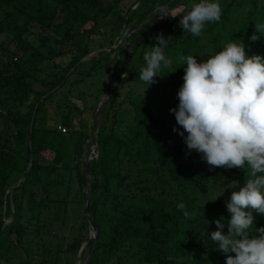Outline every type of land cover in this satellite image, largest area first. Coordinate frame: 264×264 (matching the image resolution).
<instances>
[{
    "label": "trees",
    "instance_id": "16d2710c",
    "mask_svg": "<svg viewBox=\"0 0 264 264\" xmlns=\"http://www.w3.org/2000/svg\"><path fill=\"white\" fill-rule=\"evenodd\" d=\"M219 3L223 9L220 21L208 23L200 36H193L179 26L180 16L191 9L192 0H0V11L12 9L40 22L41 29L53 34L41 35L43 49L53 45L56 51L47 57L21 34L14 39L18 55L7 47L6 59L0 63V121L4 122L0 132V237L17 233L21 241L23 229L15 221L5 227L4 212L10 203L21 211L24 191L32 181L48 194L51 184L72 183L75 175L84 201L90 193L85 226L97 232L96 243L94 238L88 242L91 258L87 264H226V255H235L220 252L208 233L217 230L214 221L223 216L227 234L231 214L226 202L249 174L239 168H210L199 153L189 152L186 144L175 148L171 137L177 124L175 116L172 113L162 119L159 112L163 103H179L177 92L187 67L184 56L192 55L201 62L233 39L243 40L248 55L264 56V35L256 33L255 27L264 24V0ZM179 6L185 11L176 17L151 20L162 9ZM111 22L120 28H133L127 39L132 50L127 64L134 65L122 84L136 81L144 91L121 103L119 92L113 93L109 111L104 112L111 126L101 127L94 139L98 154L82 172L84 147L91 135L74 129L62 134L55 123L48 126L47 103L71 76L91 77L98 68L109 67L113 51L98 61L87 63L85 59L91 54L96 29ZM81 24L92 27L80 33L77 26ZM160 33L168 39L165 53L173 63L171 68L162 69V75L169 74L157 76L146 89L139 80L143 54L151 51L156 44L154 37ZM253 33L259 36L255 42L249 39ZM80 39L85 42L80 44ZM125 56L122 50L123 61ZM58 59L62 61L58 63ZM46 61L57 63L59 71L50 79H36L28 69ZM89 64L91 70L85 73ZM23 107L25 112L20 110ZM66 116L64 113L61 118ZM70 134L75 138L71 143L74 166L66 164V138ZM44 153L53 154V160L45 159ZM22 179L25 181L18 186ZM235 182L238 187L230 188ZM64 202L47 196L40 206ZM181 202L188 218L177 208ZM253 215L251 235L256 234L255 228L264 226V216ZM81 248L82 240L77 238L69 251L78 255Z\"/></svg>",
    "mask_w": 264,
    "mask_h": 264
},
{
    "label": "clouds",
    "instance_id": "9594fccd",
    "mask_svg": "<svg viewBox=\"0 0 264 264\" xmlns=\"http://www.w3.org/2000/svg\"><path fill=\"white\" fill-rule=\"evenodd\" d=\"M222 11L219 0H199L180 16L179 26L183 33L200 36L208 23L220 21ZM255 27L264 35V24ZM256 33L249 37L253 42L259 39ZM154 39L156 44L143 54L145 63L139 72L146 89L157 76L169 74L162 75V69L173 63L165 53L168 39L162 33ZM238 41L227 42L201 62L192 55L183 57L187 67L177 92L179 103L169 111L180 126L173 132L183 137L189 152L199 153L210 168H239L249 174L243 186L235 182L230 187L238 190L226 202L231 214L227 234L221 216L214 221L217 230L208 235L220 252L235 254L226 255V264H264V226L255 228V235L249 232L253 213L264 216V56L248 55L243 40ZM177 208L188 218L183 202Z\"/></svg>",
    "mask_w": 264,
    "mask_h": 264
},
{
    "label": "rangeland",
    "instance_id": "374dc122",
    "mask_svg": "<svg viewBox=\"0 0 264 264\" xmlns=\"http://www.w3.org/2000/svg\"><path fill=\"white\" fill-rule=\"evenodd\" d=\"M199 0H192V5L198 3ZM185 11V7L179 6L176 8L162 9L157 14H161L158 22H162L181 14ZM168 15V16H162ZM102 24L92 35L90 44L91 54L85 59L87 63L98 61L105 54L111 53L109 67L98 68L93 76L81 77L78 74L71 76L69 81L62 89H58L55 96L47 103L51 109L49 115L52 116V109L58 103H63L65 107V115L67 110L71 113V121L69 126L64 127L69 134V131L85 130L91 135V139L85 144V153L80 164V169L83 172L84 167L89 162V155L96 157L95 145L92 144V138L98 127V113L104 97L116 85L122 75L124 61L121 58L122 50L132 53L127 39L134 33L132 26ZM92 24L77 26L78 32L83 33L91 29ZM119 28V29H118ZM47 30V29H46ZM24 34V38L28 39L36 48L50 57L55 53L54 46L43 49L41 35H53L49 31L41 29L40 22L30 21L29 17L14 12L12 9L5 8L0 11V63L5 61L4 51L9 47L13 54L18 55L15 48L14 39L16 36ZM113 36L114 39H113ZM80 44L85 40H79ZM100 45H105L101 47ZM63 59V58H62ZM62 61L58 59V63ZM67 57L64 62H68ZM57 64V63H55ZM54 63L49 61L30 66L29 72L39 80L47 79L50 75L59 71ZM134 65V64H133ZM133 65H126V76L132 71ZM92 65L89 64L85 68V73L91 70ZM50 79V78H49ZM118 102L126 101L128 96L138 94L144 91V86L136 81L119 84L117 87ZM160 101V100H159ZM158 101V102H159ZM29 104V103H27ZM176 106L170 103H163L160 112V118L166 119L169 110ZM110 100L106 102L104 112L109 111ZM25 112L26 108L20 109ZM63 113V114H64ZM55 125L58 128L62 119L58 118L50 121V126ZM4 122L0 121V132L3 129ZM111 126V121H105L103 117L102 127L108 129ZM63 127V126H62ZM176 128H180L176 124ZM182 131V129H180ZM187 135V133H185ZM171 137L175 141V148L185 144L183 137L177 132L172 131ZM67 156L66 164L74 166V150L71 143L74 144V137L70 134L67 136ZM73 150V151H72ZM44 158L52 161L54 155L51 153H44ZM16 175L12 177L11 183L14 184ZM25 179L20 180L17 185L23 184ZM10 192V191H9ZM8 192V193H9ZM33 192L34 197L31 196ZM24 199L22 202V209L18 211L14 209L12 203H8L5 210L4 222L5 227L11 225L13 221L19 224L23 229L21 241L17 233L9 235L8 232L0 237V264H86L89 257L88 242L94 236V230L90 226H85L84 223V198L77 187V177L74 175L72 183L50 185L49 193H45L44 189L37 181H32L26 186L24 191ZM20 194V193H19ZM49 197L53 200H64V203L51 204L44 207L40 206V201ZM16 205V203H14ZM18 205V202H17ZM17 207V206H16ZM17 210V212H16ZM16 215V216H15ZM15 218V219H14ZM81 238L82 252L78 255L70 252V248L75 239ZM130 264V263H129ZM139 264V263H132Z\"/></svg>",
    "mask_w": 264,
    "mask_h": 264
},
{
    "label": "water",
    "instance_id": "95a60500",
    "mask_svg": "<svg viewBox=\"0 0 264 264\" xmlns=\"http://www.w3.org/2000/svg\"><path fill=\"white\" fill-rule=\"evenodd\" d=\"M161 16V14H156L151 20H155V19H158L159 17ZM130 53L126 52V56H125V60H124V66H123V70H122V75L121 77L119 78L118 82L116 83V85L108 92V94L104 97L103 99V102L100 106V109H99V117H98V127H97V131L94 135V137L92 138V144L94 143V139L99 135L100 131H101V127H102V122H103V117H104V107L106 105V102L110 99V97L113 95V93L117 90V87L119 86V84L121 83V80L124 79L125 77V70H126V65H127V61L130 57ZM97 150V148H96ZM96 153L98 154V151H96ZM92 159H91V154L89 155V161L90 162ZM89 186H90V180H89ZM89 198H90V193H88L86 195V199H85V203H84V214H85V211H86V208L88 206V202H89ZM93 238L95 239V243H96V240H97V232H94V236ZM82 248L80 250V253L82 252ZM91 256L89 257L88 261L90 260ZM87 261V262H88ZM87 264V263H86Z\"/></svg>",
    "mask_w": 264,
    "mask_h": 264
},
{
    "label": "crops",
    "instance_id": "0c3cea01",
    "mask_svg": "<svg viewBox=\"0 0 264 264\" xmlns=\"http://www.w3.org/2000/svg\"><path fill=\"white\" fill-rule=\"evenodd\" d=\"M64 110H65V107L63 106V103H58L55 106H53L52 116L48 115V126H50V123H52L50 121L55 120V118L56 119L57 118L62 119L61 117H62L63 113L65 112ZM47 111H48V114L51 113V109L49 108L48 105H47ZM70 113L71 112L69 110H67V113H66L67 116L64 119H62L61 124H58V125L63 126V127L69 126V124H70L69 122L72 119ZM54 123H56V121Z\"/></svg>",
    "mask_w": 264,
    "mask_h": 264
},
{
    "label": "built area",
    "instance_id": "2783aa9c",
    "mask_svg": "<svg viewBox=\"0 0 264 264\" xmlns=\"http://www.w3.org/2000/svg\"><path fill=\"white\" fill-rule=\"evenodd\" d=\"M15 60H17V59H15ZM57 129H58V131L61 132L62 134H66V132H67V130H66L64 127H62V126H59ZM93 146H95V151H96L97 146H96V145H93ZM96 156H97V155H96ZM91 159H93V158L91 157Z\"/></svg>",
    "mask_w": 264,
    "mask_h": 264
}]
</instances>
